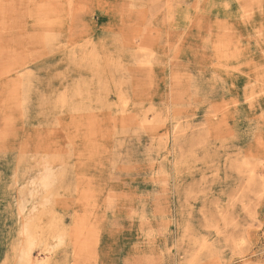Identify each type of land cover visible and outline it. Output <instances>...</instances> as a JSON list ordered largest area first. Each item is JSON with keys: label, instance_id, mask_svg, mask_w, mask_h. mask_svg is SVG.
<instances>
[{"label": "rangeland", "instance_id": "1", "mask_svg": "<svg viewBox=\"0 0 264 264\" xmlns=\"http://www.w3.org/2000/svg\"><path fill=\"white\" fill-rule=\"evenodd\" d=\"M0 264H264V0H0Z\"/></svg>", "mask_w": 264, "mask_h": 264}]
</instances>
